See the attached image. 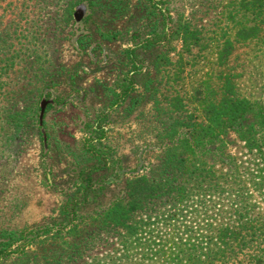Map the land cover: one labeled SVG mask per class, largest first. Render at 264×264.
Instances as JSON below:
<instances>
[{
    "label": "trees",
    "instance_id": "16d2710c",
    "mask_svg": "<svg viewBox=\"0 0 264 264\" xmlns=\"http://www.w3.org/2000/svg\"><path fill=\"white\" fill-rule=\"evenodd\" d=\"M86 1L95 4L68 0L66 14L71 18ZM187 3L145 0L144 37L124 50L128 70L120 79L119 100L132 95L139 105L146 96L156 104L155 117L170 118L161 120L154 135L168 140L157 165L125 178L113 201L64 232L94 192V171L107 168V129L97 117L87 124L83 141V152L97 162L80 171L79 186L61 205L62 220L53 221L56 233L48 235L49 224L2 228L0 258L27 261L35 248L51 244L58 264H84L99 249L92 264H264V0H228L224 24L211 32L208 44L216 71L194 92L199 116L184 105L176 115L158 105L159 88L165 81L178 83L184 54L204 39L184 15ZM109 33L101 32L105 39L115 37ZM252 42L254 51L244 62L238 50ZM11 59H0V75ZM40 110L37 99L25 110L10 111L11 132L18 136L27 120L38 121ZM235 143L240 150L233 151Z\"/></svg>",
    "mask_w": 264,
    "mask_h": 264
},
{
    "label": "rangeland",
    "instance_id": "374dc122",
    "mask_svg": "<svg viewBox=\"0 0 264 264\" xmlns=\"http://www.w3.org/2000/svg\"><path fill=\"white\" fill-rule=\"evenodd\" d=\"M92 2L95 4L86 1L77 7L70 18L68 0L0 1V59L12 56L7 72L0 75V229L49 224L52 232L48 235L56 233L53 221L62 220L61 205L79 186L80 171L97 162L83 152L86 126L97 117L107 129V168L100 165L94 171V192L87 195V205L76 212V219L67 223L64 232L75 223L82 226L88 215L113 201L125 178L156 166V157L168 141L154 136L161 120L170 118L155 117L153 101L145 96L141 104H133L132 95L119 100L120 79L128 70L124 50L140 42L146 30L145 0ZM186 2L184 15L204 39L190 54H184L178 83L165 81L159 88L158 105L174 115L184 105L199 116L194 92L200 83L198 89L202 90L211 71L213 76L216 71L208 44L211 32L224 24L228 0ZM104 31L115 37L103 38ZM254 43L238 50L244 62L245 54L254 51ZM138 93H142L140 87L135 93L140 97ZM37 99L43 109L39 120H27L16 136L7 121L8 113L25 110ZM47 104L50 107L45 111ZM232 147L240 150L239 143ZM54 246L35 248L30 260L15 255L0 258V264H58ZM100 253V249L89 252L84 264L96 262Z\"/></svg>",
    "mask_w": 264,
    "mask_h": 264
}]
</instances>
